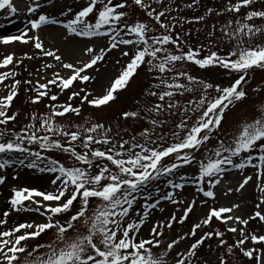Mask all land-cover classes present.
I'll use <instances>...</instances> for the list:
<instances>
[{
  "label": "snow or ice",
  "instance_id": "6c2138e0",
  "mask_svg": "<svg viewBox=\"0 0 264 264\" xmlns=\"http://www.w3.org/2000/svg\"><path fill=\"white\" fill-rule=\"evenodd\" d=\"M21 2L28 14L25 28L18 34L0 36V45L31 43L36 52L26 58H44L45 72L57 70L50 79L38 76L36 81H20L14 79L15 71H0V85L7 89L6 95H0V126H3L0 127V170L16 165L50 173L53 187L47 191L27 187L11 190L7 210L0 212V264H169V261L171 264H235L239 256L254 264H264V235L250 234L246 227L233 226H247L253 220L264 222L261 210L264 208V104L256 115L244 116L230 135L219 134L228 112L247 99L245 85L251 72L264 70V40L256 39L264 37V25L255 23L264 21V5L257 9V0H228L221 10L207 8V16L217 17L225 13L239 16L242 10L247 11L242 18L230 19L219 28L221 40L233 42L228 51L221 53L219 48L216 51L209 48L202 55L203 45L187 46L185 50L187 41L175 31L180 21L169 20L167 9L158 11L146 0H87L79 10L69 6L58 16L44 10L41 0ZM58 2L48 0L51 7ZM155 2L161 4L162 0ZM198 3L199 0H192L187 7ZM130 6L134 11H143L149 19L129 23ZM0 10H6L8 16L19 11L14 0H0ZM203 21L205 15L195 17V22ZM54 26H59L65 41L103 38L106 43L99 47L85 46L82 51L86 60L66 62L59 49L46 48L39 35L41 29ZM216 30L213 25L208 36L213 37ZM122 46L130 49L121 50V56L128 61L102 95L92 96L85 87L71 91L77 83L90 82L93 77L89 72L107 54ZM16 63L14 53L0 56V69ZM186 65L206 71L218 68L226 76L236 78L227 85L214 84L191 75ZM142 66H146V75L154 81L144 91L145 103L137 110L120 114L124 121H141V131L125 139L119 120L115 131L99 120L71 123L73 117H82L83 105L100 109L114 102L118 92L128 87ZM61 71L65 74L61 75ZM10 79V85L5 83ZM21 83L30 86L26 90L33 93L29 97L32 105L48 100L47 111L31 112L22 127L10 130L8 125H15L19 117L18 112H9ZM52 88L57 93L53 94ZM65 91H71L68 101L57 103L58 95ZM76 100L78 106H74ZM173 117L178 122L173 121L172 127L165 131ZM62 120L69 124H61ZM57 151L66 154L72 163L47 155ZM185 166L195 168L192 180L204 185L197 191L207 198L215 197L214 189L222 182L227 166L240 170L251 166L261 193L256 211L244 218L231 215L240 207L238 204L213 208L187 232L164 241V229H172L175 223L184 224L195 207V200H178L179 193H163L159 186L164 180L167 188L183 189L184 183L170 177L178 176L187 183L186 176L181 174ZM252 180L253 176H245L229 192H241ZM4 183L6 175L0 174V185ZM160 198L173 205L184 204L182 214L152 223L150 210L158 207ZM136 205H140L139 212ZM31 211L38 212L42 220L17 222L7 227L12 213ZM213 218L224 223L227 232L238 234L235 243L228 244L224 233L216 230L203 232L197 238L198 230L204 226L211 228ZM146 224L149 233L143 237L140 233ZM47 235L51 237L49 240L30 244ZM189 238L192 242L176 251ZM212 239L217 242L215 259H202L200 251ZM246 242L252 247H245ZM209 251L213 249L210 247Z\"/></svg>",
  "mask_w": 264,
  "mask_h": 264
},
{
  "label": "rangeland",
  "instance_id": "374dc122",
  "mask_svg": "<svg viewBox=\"0 0 264 264\" xmlns=\"http://www.w3.org/2000/svg\"><path fill=\"white\" fill-rule=\"evenodd\" d=\"M16 5L18 6V14L13 16H8L6 10H0V36L18 34L20 31H23L25 25L27 23V16L25 7H21L17 0H14ZM87 0H59L56 3L55 7H51L48 4V0H41L42 7L47 12L57 15L61 10L66 11L67 7L71 6L74 10H79L81 4H86ZM147 3L151 5L152 8H156L158 11H163L167 9V18L172 20L175 18V21H180L176 25L175 31L180 33L181 36L187 41V45L185 50H187V46H191L193 48H197L201 45L204 46L205 52L202 55L206 54L207 50L210 48L212 51H216L218 48L221 53L228 51L232 46L233 42H229L226 39L221 40V32L219 28L221 25L225 24L230 19H240L247 11L244 9L241 11L239 16L235 14L225 13L222 16H207L206 9L213 8L214 10L223 9L228 0H199L197 5H193L192 8L187 7L188 4L192 3V0H162L161 4H157L155 0H146ZM262 5H264V0H257L255 7L259 9ZM129 19L128 22L132 23L135 20L139 21H147L149 18L146 14L137 9L133 10L131 6L128 8ZM205 15V21L203 22H195V17ZM183 18V19H182ZM61 19H63L61 17ZM192 20L193 23L189 24L185 21ZM173 21V22H175ZM15 23V24H14ZM255 23L260 26L264 25V21L256 20ZM182 25V26H181ZM216 25V32L213 37H209L208 33L212 31V26ZM235 26V25H233ZM58 29V34L52 35V28ZM49 27V34L39 31V35L44 41L45 47H51L53 49H59V54L62 55L63 59L66 62H77L76 54L85 46H103L106 41L103 38H92L88 40L87 38H77L74 42L76 46L79 48L76 49L73 46L72 41H65L62 37V34L59 30V26ZM158 34V33H157ZM187 34V35H186ZM257 41L264 40V37L256 38ZM5 47H11L13 51L9 49H5ZM4 50L6 52H4ZM121 50H130L128 48L113 50L111 53L107 54L105 60L98 64L94 70H91L89 74L93 77V79L88 82L86 85H81L79 83L71 91H77L80 87H85L87 91H89L92 96H100L102 95L107 88L110 86V83L118 76V74L122 71L123 66L126 65L128 58L121 56ZM36 50L33 49L31 43L28 45H23L20 43H14L10 46L0 45V56L7 53H14L17 59V63L15 66L9 65L8 69H0V71H15L17 73L14 79H19L20 81L24 80H33L36 81L38 76H46L47 78L52 77V72L57 70H48L45 72L42 69V63L44 62V58H33L31 60L26 58V55L35 54ZM87 57L84 56L83 60H86ZM22 61V62H21ZM119 61V63L117 62ZM51 62V61H50ZM54 63V62H53ZM188 72L196 76L198 78H202L208 82H212L214 84L227 85L231 80H234L236 77L233 75L232 77H228L224 74L223 70L218 68H213L211 70H202L199 69L195 65H186ZM38 70L39 73H38ZM139 74L135 76L134 79L131 80L130 84L126 89H122L118 92L117 98L114 102H110V104L106 107H102L100 109L92 108L89 105H83L82 107V117L75 118L73 117L71 123L72 124H84L85 121L96 122L99 120L101 123H104L106 126H111L115 131L117 127V121L119 120V128L121 131V135L127 139L130 135L137 133L142 130V122L141 121H124L120 114L122 111H134L137 110L141 104L145 103L144 91L149 86L150 83H153L151 76L146 75V66H142L138 70ZM64 71H61V75H64ZM12 80H8L5 83L11 84ZM44 82V81H41ZM29 85H25L21 83L18 90V95L14 99V102L11 106L9 114L19 113V117L15 123L9 124L8 127L10 130H18V127H22L23 123L26 122L27 116L33 112L37 111L39 113H44L47 111L46 105L48 104V100L45 99L43 103L32 105L29 102V97L33 95L31 91H27L29 89ZM246 90L248 91L247 99L238 104L234 109L228 112L227 120L220 131V135L224 136L225 134H231L238 124V122L244 116H254L256 115L257 109L264 104V91H253V89L264 88V70L256 69L251 72V78L248 80V83L245 85ZM71 91H65L58 95L57 103H65L68 101V96L71 95ZM52 93H57L55 88H52ZM7 89L0 85V95H6ZM187 95V94H186ZM184 101L181 100V103ZM74 106L79 105V101L76 100L73 102ZM173 121L178 122L177 117H173L168 125V128L165 131H168L172 127ZM61 124L67 126L69 121L62 120L59 121ZM3 127V126H0ZM127 129V131H124ZM74 130V129H73ZM119 139V137H117ZM215 143V141H213ZM50 155V158H56L64 161L66 164H71L72 161L66 158V154L60 152H53ZM199 155V154H198ZM195 172V168H189L185 166V169L182 170L183 175L187 178V183L181 181L179 177H170L175 182L184 183L183 189H170L165 187V181L161 180L159 186L161 187V191L166 193L167 191H173L174 193H179L176 197L178 200L190 202L195 200L194 210L189 214L184 224L175 223L172 229H164L165 236L163 238L164 241H169L172 238H176L178 235H181L187 232L195 223L200 222L205 218L206 214L213 208L219 209L220 207H231L233 204H238L240 207L238 209H234L231 215L242 216L244 218H248V216L254 214L256 211L255 205L259 202V198L261 193L257 188V180L255 177L254 169L249 166L244 170L235 169L231 166H227V171L221 176V183L217 185L214 189L215 197L207 198L203 197L202 192H198L197 189L200 187H204L203 184L194 183L192 180V175ZM0 174L6 175V183L0 185V212L7 210V199L11 194V190L13 188H35L41 191H47L52 189V185L50 184V177L52 174L50 173H40L35 169H26L22 167H18L16 165H12L5 170H0ZM16 177L15 179L13 177ZM245 176H253V180L249 182V184L241 191L229 192V189H235L238 187L239 183L242 182ZM207 201V202H205ZM155 202V201H153ZM27 203V202H26ZM184 204L173 205L170 201L164 200L160 198L158 207L152 211L151 222L159 223L169 218L170 215H175L179 217L182 214V209ZM163 209V210H161ZM264 211V208L261 209ZM136 211H140V205H136ZM227 215V214H224ZM42 217L38 212H21L19 214L12 213L8 218L7 227H11L17 222L24 221H36L40 222ZM231 223V222H229ZM238 226L240 228L247 229V232L250 234L264 235V222H258L256 220L250 221L247 226L245 225H233ZM211 230H216L224 233V239L228 244H233L237 241L238 234L229 233L226 231V226L224 223L217 221L213 218L211 221V228L208 226H204L202 230H198L197 238L203 232H208ZM149 233V225L146 224L143 227L141 236L147 237ZM50 235L42 236L40 241H31L30 244H35L36 242H43L49 240ZM191 238L186 239L181 242L179 246L176 248V251H181L186 248L188 244H190ZM216 240L212 239L205 243L203 248L200 251L201 258H206L210 261H214L215 259V248H216ZM213 249V251H209V248ZM245 247H252L251 243L246 242ZM257 248L260 246L257 245ZM158 250L154 249V252ZM259 254V252H257ZM175 255V252L172 253ZM169 264L171 262L169 261ZM235 264H254L253 261H249L247 258L239 256L235 260Z\"/></svg>",
  "mask_w": 264,
  "mask_h": 264
},
{
  "label": "bare ground",
  "instance_id": "6f19581e",
  "mask_svg": "<svg viewBox=\"0 0 264 264\" xmlns=\"http://www.w3.org/2000/svg\"><path fill=\"white\" fill-rule=\"evenodd\" d=\"M17 3L21 6V7H24V4L21 2V0H17ZM15 24V23H14ZM48 30H50V28H43V29H41L40 31L41 32H45V33H47L48 34V36L49 37H51V35L49 34V31ZM52 30V35L53 34H58V29L57 28H52L51 29ZM72 41V44H73V46H75V48L76 49H78L79 47L78 46H76L75 45V39L74 40H71ZM5 49H9L10 51H13V49L11 48V47H5ZM83 50V49H82ZM4 52H6L5 50H4ZM83 58H84V55H83V51H79L78 50V52H77V54H76V59L79 61V60H83Z\"/></svg>",
  "mask_w": 264,
  "mask_h": 264
}]
</instances>
